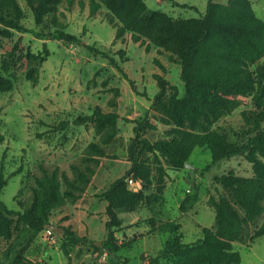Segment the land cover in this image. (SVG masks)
I'll return each instance as SVG.
<instances>
[{
    "label": "rangeland",
    "instance_id": "374dc122",
    "mask_svg": "<svg viewBox=\"0 0 264 264\" xmlns=\"http://www.w3.org/2000/svg\"><path fill=\"white\" fill-rule=\"evenodd\" d=\"M84 1V7L77 0L71 7L65 0L59 3V18L65 29L81 35L85 43L116 57L124 71L106 56L84 45L40 39L32 33L15 29L6 35L4 26L0 25V65L2 58L10 56L16 45L14 63L7 73L15 85L12 90L0 93V134L3 135L0 175L6 180L2 200L13 209L30 205L36 179L43 175L42 167L51 170L58 166L74 177L71 165L78 164L84 168L83 157L88 144L101 142V134L94 123H68L64 128H57L58 125L71 121L78 114L93 113L97 107L104 111H117L120 114L118 132L108 144H102L111 157H101L100 164L95 165L91 182L79 199L54 208L50 216V223L68 226L77 234L86 235L89 241L76 243L64 232L48 234L46 227L34 233L26 226H15L11 239L0 240V264H9L14 255H23L37 264H116L107 248L95 243L108 236V201L101 194L131 166L129 145L136 120L147 117L157 125L146 134L152 141L167 136V130L173 126V123L161 120L164 112L154 104L153 98L159 91L154 74H163L177 86L179 95L184 93L178 56L153 44L147 48L134 42L129 33L125 40L115 39L116 28L105 17L107 9L103 7L97 16L90 15L89 0ZM144 1L151 9L166 12L173 19H183L204 15L209 0ZM251 2L256 15L264 19V0ZM19 3L25 13L22 23L40 30L26 1L19 0ZM45 47L48 50L46 60L36 59L34 55L44 54ZM119 49L126 50L127 59L119 57ZM155 59H159L165 70ZM262 62L264 57L259 64ZM30 69H35L33 75L37 76V81L27 78ZM171 93L169 88L162 98L169 100ZM254 95L255 92H251L241 96V103L215 120L212 129L224 135L229 142H246L254 135V130L243 111L256 108ZM149 156L152 157L151 154ZM188 161L198 167L194 172L187 167H167L166 186L162 191L154 187L146 189L135 211L122 210L119 213L122 223L116 228V237L119 243L126 244L119 251L123 258L120 264H149L150 258L158 254L166 240L174 236L169 231L152 230L150 219L157 224L162 220L179 223L181 240L186 243L196 242L202 237L204 228L216 231L215 210L208 200L211 195H229V192L216 182L215 177L228 172L246 176L253 174L252 163L243 155L213 163L211 149L207 146L194 148ZM127 184L132 191H141L143 187L141 184L136 189L128 180ZM62 188H65L64 184ZM263 220L264 214L247 224L245 240L233 243V248L240 252V264H264V235L250 240L254 229ZM197 249L212 252L201 246ZM201 261L203 258L198 259ZM155 264L183 263L175 258H160Z\"/></svg>",
    "mask_w": 264,
    "mask_h": 264
},
{
    "label": "trees",
    "instance_id": "16d2710c",
    "mask_svg": "<svg viewBox=\"0 0 264 264\" xmlns=\"http://www.w3.org/2000/svg\"><path fill=\"white\" fill-rule=\"evenodd\" d=\"M25 1L40 30L22 23L25 13L19 0H0V25L4 26L6 35L15 29L32 33L40 39L84 45L106 56L119 70L124 71L116 57L93 44L85 43L81 35L65 29L58 13V5L64 0ZM65 1L71 7L76 0ZM77 2L81 7L86 5L84 0ZM174 3L179 4L177 1ZM88 6L93 16H97L103 7L107 9L105 17L116 28L115 39L125 40L129 33L134 42L147 48L153 44L178 56L180 77L184 82V93L179 95L177 86L163 74H154L159 86L153 98L154 104H158L164 112L161 120L173 123V126L167 130V136L152 141L146 134L156 129L157 125L147 117L135 121L134 136L129 145L131 166L101 194L108 201L106 214L109 216L106 223L108 236L102 245L116 259V264H120L123 258L119 251L126 244L119 243L116 237V228L122 223L119 213L122 210L135 211L146 189L154 187L162 191L166 186L167 167H185L194 148L207 146L211 149L213 163L243 155L252 163L253 174L246 176L228 172L215 177L229 195L209 197L208 202L215 210L217 230L204 228L202 237L196 242L181 240L179 223L162 220L157 224L150 219L152 230L169 231L174 236L166 240L158 254L150 258L149 264H155L160 258H175L183 264H240L241 255L233 248V243L243 242L246 225L264 214V62L259 64L264 57V19L256 15L251 0H209L204 15L183 19H173L166 12L151 9L144 0H89ZM50 26L54 28L50 29ZM15 50L16 45L11 55L1 60L0 93L14 88L15 81L7 73L13 66ZM117 54L121 59H127L125 49H119ZM47 55L45 47L44 54L34 56L44 61ZM155 61L165 70L159 59ZM34 71L30 69L27 78L37 81ZM130 82L136 90L134 81ZM169 88L172 91L170 98L164 100L162 96ZM251 92H255L256 108L244 110L243 115L253 125L254 135L246 142H229L211 126L222 114L238 106L241 96ZM119 118L117 111H104L97 107L93 113L78 114L71 121L60 123L57 128H64L68 123H94L101 134V142L92 141L88 144L83 157L84 168L78 164L71 165L74 177L58 166L51 170L42 167L43 175L36 179L32 201L22 209L10 208L2 200L1 193L6 180L0 175V240L11 239L14 227L19 225L38 233L50 223L54 208L82 196L95 173V165L100 164L101 157H111L102 144H108L116 136ZM2 140L3 135L0 134V142ZM129 177L141 181V191L128 188ZM64 233L76 243L89 241L86 235H79L68 226L64 227ZM262 235L264 220L256 226L250 240L254 241ZM198 246L212 252H201ZM64 252L68 253L67 249L64 248ZM191 257L196 259L192 260ZM201 258L203 261L198 262ZM9 264L37 263L23 255H14Z\"/></svg>",
    "mask_w": 264,
    "mask_h": 264
},
{
    "label": "water",
    "instance_id": "95a60500",
    "mask_svg": "<svg viewBox=\"0 0 264 264\" xmlns=\"http://www.w3.org/2000/svg\"><path fill=\"white\" fill-rule=\"evenodd\" d=\"M184 166L187 167V168L192 169V172H194V170H196L198 168L195 165H193L190 161H187ZM46 227H48V228H50L53 231L58 232V233H63L64 232V227L63 226H59V225H56L54 223H49ZM95 243L96 244H102L103 241H95Z\"/></svg>",
    "mask_w": 264,
    "mask_h": 264
},
{
    "label": "built area",
    "instance_id": "2783aa9c",
    "mask_svg": "<svg viewBox=\"0 0 264 264\" xmlns=\"http://www.w3.org/2000/svg\"><path fill=\"white\" fill-rule=\"evenodd\" d=\"M128 181L131 185H133L134 187H137L136 189L141 187V181L138 179H134L133 177H129ZM46 230L48 232V234H52L54 231L48 227H46Z\"/></svg>",
    "mask_w": 264,
    "mask_h": 264
}]
</instances>
